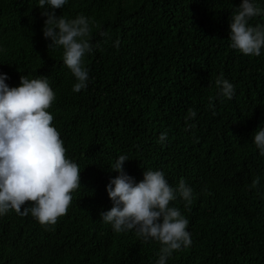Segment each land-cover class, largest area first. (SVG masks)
Segmentation results:
<instances>
[{"label": "trees", "instance_id": "trees-1", "mask_svg": "<svg viewBox=\"0 0 264 264\" xmlns=\"http://www.w3.org/2000/svg\"><path fill=\"white\" fill-rule=\"evenodd\" d=\"M253 2L264 10V0ZM38 3L0 0V72L10 87L22 75L48 78L56 97L48 111L81 186L55 225L0 215V264H156L157 241L117 233L100 217L113 206L107 186L121 155L137 183L159 170L174 189L182 178L193 189L191 205L178 192L170 203L188 220L192 243L166 264H264V156L253 141L264 128V48L254 56L230 46L242 0H67L58 17L94 22L79 93L62 47H48V6ZM257 24L264 11L249 21ZM221 73L232 99L218 94ZM190 108L196 117L186 122Z\"/></svg>", "mask_w": 264, "mask_h": 264}, {"label": "clouds", "instance_id": "clouds-1", "mask_svg": "<svg viewBox=\"0 0 264 264\" xmlns=\"http://www.w3.org/2000/svg\"><path fill=\"white\" fill-rule=\"evenodd\" d=\"M67 0H39L38 7L47 9L43 34L51 40L49 48L62 47L63 63L76 78L73 92L87 88L89 72L83 64L86 53L92 51L91 23L89 18L79 15L75 19L57 16ZM262 10L253 0L242 3L231 17V47L244 55L260 56L264 48V25L250 26L249 21L261 15ZM101 36L108 33L101 32ZM119 48L120 41L115 42ZM7 74L0 72V215L10 210L17 214H31L42 226L55 225L67 214L72 193L81 186V170L77 163L66 155L64 142L53 126V115L48 111L55 100V92L47 77L29 79L21 76L20 85L10 87ZM218 94L232 99L234 86L223 78H216ZM214 107V105H210ZM196 111L189 109L185 117L195 119ZM194 125L186 124V130ZM167 133L161 134L163 143ZM254 144L264 156V128L254 133ZM128 157L121 155L111 165L119 173L107 186L113 202L110 210L101 212V220L111 224L117 233L135 231L144 243L157 241L161 247L156 264H166L174 251H181L191 245L187 231L188 220L181 211L170 203L177 198L185 206L193 201V189L182 178L174 189L162 171L148 170L143 180L136 182L124 170ZM260 184L257 176L249 186L255 189ZM31 205V207H25Z\"/></svg>", "mask_w": 264, "mask_h": 264}, {"label": "bare ground", "instance_id": "bare-ground-1", "mask_svg": "<svg viewBox=\"0 0 264 264\" xmlns=\"http://www.w3.org/2000/svg\"><path fill=\"white\" fill-rule=\"evenodd\" d=\"M146 258V257H145Z\"/></svg>", "mask_w": 264, "mask_h": 264}]
</instances>
